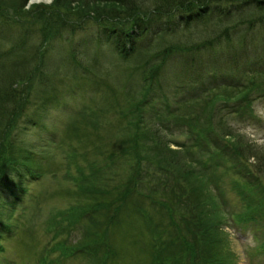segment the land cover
Masks as SVG:
<instances>
[{"label": "rangeland", "instance_id": "rangeland-1", "mask_svg": "<svg viewBox=\"0 0 264 264\" xmlns=\"http://www.w3.org/2000/svg\"><path fill=\"white\" fill-rule=\"evenodd\" d=\"M52 2L29 0L24 11L16 9V0H5L17 23L12 22V29L0 23V55L11 50L20 36L29 57L43 46L46 72H39V65L28 67L33 86L30 105L17 115L6 132L10 139L3 144L8 159L19 157L18 153L28 156L35 165L29 169L39 178L10 167L18 177L12 176L9 185L0 183V264H192L182 256L176 226L204 250L207 238L210 257H215L210 264H264V74L248 75L247 86L240 91L222 89L221 83L210 93L198 89L202 82L187 88L188 81L176 73L166 75L172 78L169 88L163 77L159 79L151 93L158 94L157 85L163 84L160 89L172 93L170 98L190 101L164 117L155 115L166 98L140 108L146 126L165 118L168 128L161 132L168 144L176 151L184 144L191 146L186 153L193 157L180 161L183 177L176 172V180L162 191L150 189L165 179L164 172L154 167L147 172L146 186L120 201L138 131L132 108L148 91L144 74L137 60H121L105 39L87 40L101 28L85 13L74 11L76 6L63 15L66 24L57 16L42 18L32 7ZM45 26L48 35L54 27L47 40ZM13 54L0 59V69L11 71L18 61ZM73 55L80 65L71 59ZM19 88L23 94V84ZM193 94L198 97H186ZM18 99L22 102L21 96ZM193 120L210 122L204 124L210 151L209 145L192 147V136L179 127ZM8 123L3 122V133ZM190 186L214 223L206 236L183 221L185 201L177 202L172 190L177 188L180 197L193 200ZM219 254L224 258L221 263L216 260Z\"/></svg>", "mask_w": 264, "mask_h": 264}, {"label": "trees", "instance_id": "trees-1", "mask_svg": "<svg viewBox=\"0 0 264 264\" xmlns=\"http://www.w3.org/2000/svg\"><path fill=\"white\" fill-rule=\"evenodd\" d=\"M16 3V9L26 11L29 0H16ZM73 6H76L74 11L85 13L86 19L92 20V24H97L101 28L99 34L87 35V40L96 42L105 39L110 47H115L116 55L121 60H137V66L141 75L144 74L143 79L146 80L145 85L148 88L142 96L143 101L136 102L132 108L131 115L138 117L134 122L138 131L132 139L134 145L130 149L131 173L119 200L126 199L130 194L135 193V190L146 186L147 172L154 167L161 174L164 172L165 179L150 189L162 191L160 189L168 187L169 182L176 180L174 175L176 172L183 177L180 161L190 157L186 151L191 146L184 144L181 146L183 150L172 149L168 144L169 141L162 135L163 129L168 128L165 118H159V124L152 123L151 126H146L147 121L140 108H146L155 100L161 103L166 98L167 100L162 102L161 110L155 115L164 117L176 113L182 104L190 101L177 97L170 98L173 96L172 93L160 89L163 84L169 88L172 78L169 79L166 75L171 73H176L177 78L188 81L187 88L202 82L198 89H202L205 93H210L215 89L213 86L219 87L221 83H223L220 86L222 89L240 91L243 86H247L248 75L264 74V0H53L50 5L33 4L32 7L39 9L42 18L49 16L48 18L53 20L57 16L58 21L66 24L68 20L62 17L71 13ZM7 7L5 0H0V23L6 27L5 29H12V22L17 23V19L15 13L12 14ZM53 28H50V35L46 26L42 28L46 40L52 37ZM26 45L27 43L19 36L13 46H10L11 50L6 52L9 56L14 55V52L18 61L14 63L11 71L0 69V143L3 147L0 149V183L6 185L11 183L9 180L12 176L18 177L10 171V167L15 169V173H21L26 177L34 173L29 167H35L31 165L25 154L22 156L18 153L19 157L24 159L21 162L16 155L8 159L3 146L10 139L9 134L6 133L9 127L13 126L20 112H25L26 105L27 107L30 105L28 102L32 97L33 86H30L28 67L36 68L39 65L36 69L46 73L43 71L45 65L42 62L45 55L40 52L43 46L32 58L24 54ZM6 53L0 55V59L4 56L8 57ZM71 59L80 65L77 57L73 55ZM22 60L26 64L22 63ZM162 77L165 83L157 85L158 94L151 93L155 83ZM22 84L23 94L19 88ZM177 92L180 93L179 90ZM196 95L186 97L194 99L198 97ZM245 95L246 93H243L238 98ZM18 96H21L22 102L18 101ZM5 120L9 123L3 133L1 129ZM189 123L181 124L179 127L192 136L190 139L192 147L204 148L209 145L210 151V139L205 136L204 124L207 122L193 120ZM215 126L217 129H222L219 123ZM24 176L21 179L25 178ZM172 190L176 191L174 193L177 202L185 203L183 221L186 224L192 223L200 236H206L214 223L205 216L207 214L205 206L199 207L201 200L197 202L198 195H193L191 186L190 194L193 200L187 199V196L186 199L180 197L177 188ZM112 219L111 217L110 220ZM175 232H177L176 240L182 242L184 249L182 256L188 257L192 264H210V261L215 259L213 256L210 257V242H207V238L204 241L207 251L205 252L198 241L193 243L190 241L188 233L181 227L176 226ZM157 240H160L159 237ZM83 248L85 251L94 252L91 248ZM83 248H78L76 251H81ZM158 248L160 245H157ZM202 250L203 254H201ZM216 260L221 263L224 258L219 254Z\"/></svg>", "mask_w": 264, "mask_h": 264}]
</instances>
